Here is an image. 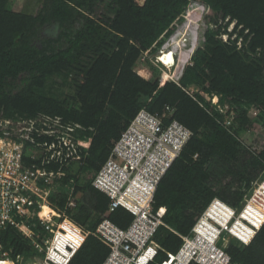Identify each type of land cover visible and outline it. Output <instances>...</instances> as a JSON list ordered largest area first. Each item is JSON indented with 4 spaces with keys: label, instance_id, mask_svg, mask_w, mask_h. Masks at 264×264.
<instances>
[{
    "label": "trees",
    "instance_id": "obj_1",
    "mask_svg": "<svg viewBox=\"0 0 264 264\" xmlns=\"http://www.w3.org/2000/svg\"><path fill=\"white\" fill-rule=\"evenodd\" d=\"M190 1L40 0L38 10L27 13L8 9V0H0V112L25 119L59 117L74 127L76 139L89 141L88 149L77 148L76 161L60 167L63 175L49 198L63 209L73 187L76 203L66 213L77 224L93 231L106 214L109 199L91 181L112 141L139 110L160 113L172 107L171 118L192 132L154 194V207L166 208L165 225L153 237L156 263L177 252L178 234L190 232L213 198L239 209L264 172V145L258 153L250 150L236 128L249 122L250 108L258 110L254 120L264 127V0H197L207 9L199 44L177 80L162 81L149 56L174 32ZM232 22L223 41L220 35ZM52 24L58 25L57 35L44 37V27ZM143 56L150 78L136 70ZM190 87L198 90L191 93ZM204 95L216 97L225 113L236 112L230 127L222 122L225 113L204 105ZM46 170L56 172L58 165L48 164ZM107 217L120 227L132 219L123 208ZM1 242L11 260L39 255L13 228L3 232ZM224 249L232 262L264 264V223L248 245L228 237ZM108 252L89 234L70 264H101Z\"/></svg>",
    "mask_w": 264,
    "mask_h": 264
},
{
    "label": "built area",
    "instance_id": "obj_2",
    "mask_svg": "<svg viewBox=\"0 0 264 264\" xmlns=\"http://www.w3.org/2000/svg\"><path fill=\"white\" fill-rule=\"evenodd\" d=\"M213 99L204 105L216 106L217 98ZM217 106V111L223 112ZM211 108H207L210 113ZM173 112L169 106L160 113L141 109L119 138L112 141L106 160L91 181L109 199L108 210L93 231L66 213L76 203L73 187L63 209L56 208L49 199L58 186L57 178L63 175L60 167L76 161L77 148L88 149L89 141L76 139L74 127L62 123L59 117L25 119L4 117L0 112V264H70L89 234L109 249L101 264H241L232 262L224 247L228 237L248 245L263 225L264 172L239 209L213 198L190 232L178 234L182 243L177 252L168 253L160 263L153 261L157 254L153 237L165 225L166 214L164 206L154 207V194L162 176L180 158L192 136L187 127L171 118ZM225 114L222 122L230 127L237 114L233 109ZM34 135L46 136L50 141L37 142ZM51 163L58 165L56 172L46 170ZM45 205L50 209L47 213H43ZM116 208L131 214L126 227L108 219L107 215ZM7 228L28 239L39 255L27 260L21 256L9 259L1 242ZM221 234L224 237L219 246Z\"/></svg>",
    "mask_w": 264,
    "mask_h": 264
},
{
    "label": "rangeland",
    "instance_id": "obj_3",
    "mask_svg": "<svg viewBox=\"0 0 264 264\" xmlns=\"http://www.w3.org/2000/svg\"><path fill=\"white\" fill-rule=\"evenodd\" d=\"M135 2H137L138 4H142L144 0H135ZM7 7L8 9L14 11L35 13L40 7V0H8ZM206 11L207 9L202 3L197 0H191L184 14H182L181 18L178 20V25L176 26L174 32L161 45L160 50L149 56V62L155 65L160 71V79L162 81L168 79L177 80V77L182 73L185 65L188 63L190 55L192 54L195 47L199 44V38H201L203 29L202 21L204 19ZM233 24L234 22H232L228 26L226 31H223L220 35L223 41L227 39V33L232 30ZM57 33L58 25L56 24L45 26L44 30L42 31V35L44 37H54L57 35ZM97 44L98 42L94 43V46L91 49L92 52L95 51ZM174 52L176 53V55ZM161 57L163 61L161 60ZM143 58L145 59V56H143ZM136 70L141 76L145 78L151 77L148 66L145 63V60H143L142 58L136 65ZM71 82L72 81L70 80L68 84L69 88L72 86ZM68 87H65V91H69ZM189 90L192 93L194 91H197L198 89L190 87ZM204 96L206 102L208 99H210L209 102H211V100L213 99L207 97L206 95ZM217 104L218 103H216V106H214V108L212 109L219 110V106H217ZM220 107L222 108L223 113H225L226 107ZM257 112L258 110H256L255 108H250L248 111V116L250 118L249 122L244 125L236 126L238 130V139L242 142L243 145H245L250 150L255 151L256 153H258L264 145V127L254 120ZM81 176L82 175L80 174L79 177ZM77 196H79V194H77L76 197Z\"/></svg>",
    "mask_w": 264,
    "mask_h": 264
},
{
    "label": "bare ground",
    "instance_id": "obj_4",
    "mask_svg": "<svg viewBox=\"0 0 264 264\" xmlns=\"http://www.w3.org/2000/svg\"><path fill=\"white\" fill-rule=\"evenodd\" d=\"M168 53V52H167ZM171 55V54H170ZM161 60H162V57H161ZM160 60V61H161ZM163 61V60H162ZM180 68V67H179ZM169 74V73H168ZM50 211V209H49V207L47 206V205H45L44 206V208H43V213H47V212H49ZM2 264V263H1Z\"/></svg>",
    "mask_w": 264,
    "mask_h": 264
}]
</instances>
